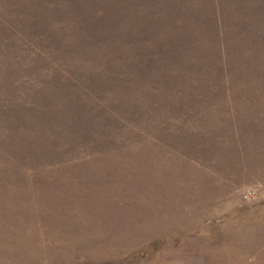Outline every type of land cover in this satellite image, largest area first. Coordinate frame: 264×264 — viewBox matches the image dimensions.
Instances as JSON below:
<instances>
[{
  "label": "rangeland",
  "instance_id": "1",
  "mask_svg": "<svg viewBox=\"0 0 264 264\" xmlns=\"http://www.w3.org/2000/svg\"><path fill=\"white\" fill-rule=\"evenodd\" d=\"M0 264H264V0H0Z\"/></svg>",
  "mask_w": 264,
  "mask_h": 264
}]
</instances>
